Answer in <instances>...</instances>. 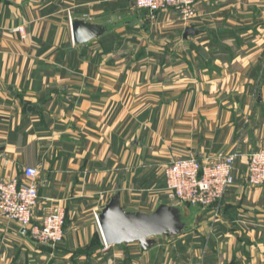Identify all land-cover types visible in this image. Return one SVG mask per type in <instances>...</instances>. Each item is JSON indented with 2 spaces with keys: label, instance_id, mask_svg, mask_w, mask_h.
Masks as SVG:
<instances>
[{
  "label": "crops",
  "instance_id": "obj_1",
  "mask_svg": "<svg viewBox=\"0 0 264 264\" xmlns=\"http://www.w3.org/2000/svg\"><path fill=\"white\" fill-rule=\"evenodd\" d=\"M195 10L185 25L132 0H0V177L36 168L34 221L44 199L65 210L54 249L0 214V264H151V251L157 264H264V186L245 179L264 149V0ZM75 20L103 32L75 44ZM231 152L217 211L182 207L186 233L152 250L105 245L97 216L112 195L128 212L172 206L167 164Z\"/></svg>",
  "mask_w": 264,
  "mask_h": 264
},
{
  "label": "built area",
  "instance_id": "obj_2",
  "mask_svg": "<svg viewBox=\"0 0 264 264\" xmlns=\"http://www.w3.org/2000/svg\"><path fill=\"white\" fill-rule=\"evenodd\" d=\"M199 0H132L137 10L150 16L158 12L173 11L187 25L195 18V7ZM16 32L24 34L22 28ZM237 152L219 157L179 158L165 166L164 195L172 206L218 210L224 195L234 185V164ZM34 167H24L22 179L0 177V214L10 222L27 231L38 245L51 249L63 240L65 210L59 203L44 199L47 206L42 209L39 221L34 214L39 204L37 178ZM246 182L251 187L264 186V149L248 156Z\"/></svg>",
  "mask_w": 264,
  "mask_h": 264
},
{
  "label": "water",
  "instance_id": "obj_3",
  "mask_svg": "<svg viewBox=\"0 0 264 264\" xmlns=\"http://www.w3.org/2000/svg\"><path fill=\"white\" fill-rule=\"evenodd\" d=\"M73 42L85 44L103 32L97 25L81 20L71 23ZM195 31L187 28L183 38ZM180 206L159 205L152 213L128 212L120 205V193L112 195L100 210L97 221L106 246L138 243L147 251L155 246L158 238H172L187 231V221Z\"/></svg>",
  "mask_w": 264,
  "mask_h": 264
},
{
  "label": "rangeland",
  "instance_id": "obj_4",
  "mask_svg": "<svg viewBox=\"0 0 264 264\" xmlns=\"http://www.w3.org/2000/svg\"><path fill=\"white\" fill-rule=\"evenodd\" d=\"M180 207H184L185 208V211H187V207L190 209V208H192V207H189V206H180ZM188 228V227H187ZM186 233V232H185ZM30 236V235H29ZM160 240L162 241L161 243H169V241H170V238H166L165 240H164V238H160ZM164 241V242H163ZM151 250H152V248H151ZM151 253V255H152V258H151V261L153 262V260H154V262L152 263L151 262V264H154L156 261H157V259H158V256H155L156 254V252L155 251H151L150 252ZM148 253L145 255V259H148ZM154 256V257H153ZM144 259V261H146ZM160 260H161V262L163 263V261L166 259V258H164V257H162V258H159ZM165 262V261H164ZM155 264H157V263H155Z\"/></svg>",
  "mask_w": 264,
  "mask_h": 264
}]
</instances>
